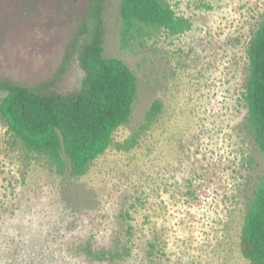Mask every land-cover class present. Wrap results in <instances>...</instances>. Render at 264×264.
<instances>
[{"label":"rangeland","instance_id":"1","mask_svg":"<svg viewBox=\"0 0 264 264\" xmlns=\"http://www.w3.org/2000/svg\"><path fill=\"white\" fill-rule=\"evenodd\" d=\"M166 1L190 30L124 33L122 0L107 2L104 56L130 67L138 96L86 175L59 173L0 119V264H251L240 237L264 154L244 95L264 0ZM82 7L0 0V81L81 92L86 74L64 55Z\"/></svg>","mask_w":264,"mask_h":264},{"label":"trees","instance_id":"2","mask_svg":"<svg viewBox=\"0 0 264 264\" xmlns=\"http://www.w3.org/2000/svg\"><path fill=\"white\" fill-rule=\"evenodd\" d=\"M108 0H83L80 23L67 44L64 67L77 62L86 77L81 92L65 95L0 81L6 96L0 101V119L12 137L29 151L48 157L59 173L84 176L112 145L115 131L126 125L138 96V81L120 59L104 56L105 14ZM124 33L166 30L178 35L190 30L189 19L179 17L166 0H122ZM249 74L244 101L248 130L264 154V22L247 48ZM162 111L156 101L146 115L147 126ZM132 139L123 147L131 149ZM243 256L264 264V183L252 198L241 231Z\"/></svg>","mask_w":264,"mask_h":264}]
</instances>
